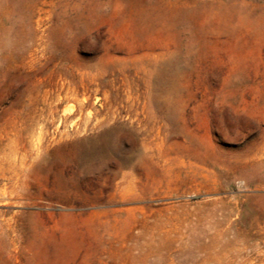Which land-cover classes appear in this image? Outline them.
Here are the masks:
<instances>
[{
    "label": "rangeland",
    "instance_id": "1",
    "mask_svg": "<svg viewBox=\"0 0 264 264\" xmlns=\"http://www.w3.org/2000/svg\"><path fill=\"white\" fill-rule=\"evenodd\" d=\"M0 264H264V0H0Z\"/></svg>",
    "mask_w": 264,
    "mask_h": 264
},
{
    "label": "bare ground",
    "instance_id": "2",
    "mask_svg": "<svg viewBox=\"0 0 264 264\" xmlns=\"http://www.w3.org/2000/svg\"><path fill=\"white\" fill-rule=\"evenodd\" d=\"M109 137H110L109 132H103L100 135V137L97 139L101 144L100 147L98 148L93 146V144L87 145L86 143L83 142L77 143V145H75L74 161L76 163L77 171H79V173H83L87 175L84 177H88L90 175L89 173H93L95 169L98 170L97 167H99V165H96L97 161L103 160L110 153L115 152V146L111 144V140L109 139ZM119 166H120L119 169L120 171L122 168L132 167L133 163L130 161L129 157H123L120 159ZM26 174L28 177L29 173Z\"/></svg>",
    "mask_w": 264,
    "mask_h": 264
}]
</instances>
